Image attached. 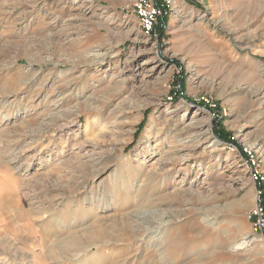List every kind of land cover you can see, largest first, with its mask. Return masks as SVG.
<instances>
[{
    "label": "rangeland",
    "instance_id": "rangeland-1",
    "mask_svg": "<svg viewBox=\"0 0 264 264\" xmlns=\"http://www.w3.org/2000/svg\"><path fill=\"white\" fill-rule=\"evenodd\" d=\"M134 3L0 0V264H92L74 262L86 247L152 264L159 223L171 264H264L255 185L227 146L264 171V0L177 6L158 38ZM140 164L145 198L114 194Z\"/></svg>",
    "mask_w": 264,
    "mask_h": 264
},
{
    "label": "built area",
    "instance_id": "built-area-1",
    "mask_svg": "<svg viewBox=\"0 0 264 264\" xmlns=\"http://www.w3.org/2000/svg\"><path fill=\"white\" fill-rule=\"evenodd\" d=\"M178 0H135L132 11L136 15L145 35L158 38L167 28L166 18L177 10ZM227 142V141H225ZM229 142V141H228ZM229 149L245 161L250 180L255 185L256 202L250 218L264 237V171L262 160L256 151L243 146L240 149L236 142L227 144Z\"/></svg>",
    "mask_w": 264,
    "mask_h": 264
},
{
    "label": "bare ground",
    "instance_id": "bare-ground-1",
    "mask_svg": "<svg viewBox=\"0 0 264 264\" xmlns=\"http://www.w3.org/2000/svg\"><path fill=\"white\" fill-rule=\"evenodd\" d=\"M151 148H152L151 145L148 144L144 148L143 152L146 154L147 152L150 151ZM141 153L140 154L138 153L137 156H140ZM130 163L131 162L128 161L127 165H130ZM137 171H138V178H135L134 175H132V177H128V178L124 177L122 174L120 176L117 173L115 175H113L112 183L114 186H113L112 190H114L113 191L114 194L123 193L122 198H124V196H125L126 198L133 200V202H134V200H138L137 202H139V200H143L145 198V194L142 191L143 182H141V184H140V178H141V176L143 177L145 174L144 164H140L139 167L137 168ZM148 182H150V181H148ZM118 189H119V191H118ZM104 191H105V189H104ZM102 192H103V190H102ZM119 196H120V194L116 195L115 197L120 199ZM99 208H100V206H98V209ZM151 226H152V224H151ZM151 226H147V227L143 228V232H145V237H144L145 239L144 240L146 241V245H148V247L153 246L155 249V252L157 253V255L154 257V262L152 264H171L172 259L168 256L167 249L165 248L166 244H167V234H168L167 231L169 229V227H168L169 224L168 223H159V224H156V226H154V227L153 226L151 227ZM108 230H109V228H102V229H97L96 231H97V233H101V234L105 235V233L109 234ZM157 236H160V238H158ZM105 244H107V243H102V246L104 245L103 247L109 248L108 247V246H110L109 243L107 245H105ZM80 251L82 253H80L75 258L74 262H76L79 259H83V261L89 262L92 264H101L102 263V257L95 259L94 258L95 256L93 255L90 248L86 247V248L81 249ZM152 258H153V256H152ZM203 262H204L203 258L200 257V255H199L195 262H193V263L187 262L186 264H204ZM144 263H146V262H144Z\"/></svg>",
    "mask_w": 264,
    "mask_h": 264
},
{
    "label": "crops",
    "instance_id": "crops-1",
    "mask_svg": "<svg viewBox=\"0 0 264 264\" xmlns=\"http://www.w3.org/2000/svg\"><path fill=\"white\" fill-rule=\"evenodd\" d=\"M193 1L194 0H178L177 1V6H178V8L187 7L188 5H191V3Z\"/></svg>",
    "mask_w": 264,
    "mask_h": 264
},
{
    "label": "trees",
    "instance_id": "trees-1",
    "mask_svg": "<svg viewBox=\"0 0 264 264\" xmlns=\"http://www.w3.org/2000/svg\"><path fill=\"white\" fill-rule=\"evenodd\" d=\"M216 128L218 130L217 125H216ZM217 135L224 141H227V139L230 137V134L226 133V131L224 129L221 132L217 131Z\"/></svg>",
    "mask_w": 264,
    "mask_h": 264
}]
</instances>
